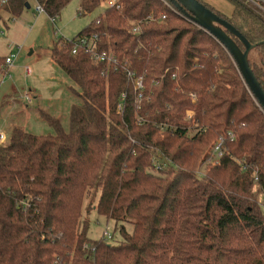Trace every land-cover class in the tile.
I'll list each match as a JSON object with an SVG mask.
<instances>
[{
  "label": "trees",
  "instance_id": "trees-1",
  "mask_svg": "<svg viewBox=\"0 0 264 264\" xmlns=\"http://www.w3.org/2000/svg\"><path fill=\"white\" fill-rule=\"evenodd\" d=\"M70 1L34 0L50 19ZM198 1L255 46L249 65L264 88V10L226 0L234 6L227 17ZM105 2L81 0L79 15ZM28 4L0 1V21ZM117 4L74 37L54 40L53 61L80 88L70 132L42 113L54 134L14 128L0 144V264H264L254 190L257 177L264 192V110L228 51L167 0ZM93 34L114 65L73 53L78 38ZM220 141L222 158L201 174ZM90 195L123 240L88 237Z\"/></svg>",
  "mask_w": 264,
  "mask_h": 264
},
{
  "label": "rangeland",
  "instance_id": "rangeland-1",
  "mask_svg": "<svg viewBox=\"0 0 264 264\" xmlns=\"http://www.w3.org/2000/svg\"><path fill=\"white\" fill-rule=\"evenodd\" d=\"M80 1L81 0H71L62 10L61 16L56 18L55 23H52L48 16L44 15V12L37 14L36 10L38 5H36L34 0H29L28 5L30 8L25 9L23 14L19 17L14 18L5 13L2 17V21H0V31L3 32V35L0 34V42L7 44L5 43V39H8L9 43L15 50L21 48L22 52H24V57L29 61L23 64V68L20 66V73L16 75V79L19 78L22 83L27 80L38 88V96L42 99V105L50 106L53 111H57L61 126L66 132H70L71 116L70 111H66V109L68 107L70 108L73 104L76 105L82 103V100L78 95V93H80V88L72 81L74 90H72V88L69 90H60L58 82L66 83L65 81H62V77H65L67 81L69 80L68 77L56 62H54V70H50L48 66L45 65V62H49V47L52 46L53 39L57 34L62 38H71L82 31L83 28L87 27L92 20L97 18L98 14L105 11L106 4L102 3L96 11L91 14H83L80 16ZM38 15H41L42 19L36 22ZM31 50L33 53L29 54ZM27 66L31 68L34 78H29L24 75L23 69ZM12 67L13 66L9 67L7 71L9 74L12 73L14 75L13 72H10ZM9 74H7L6 78L9 77ZM50 77L54 78L55 83L48 80ZM60 94L62 95V102H52L51 99L59 97ZM27 130L37 135L55 133L44 119H42L40 124H36L35 122L31 123L30 128ZM9 135L10 134H8V137H10ZM9 139L10 138L6 139V141H9ZM207 164L208 159L202 164L199 163V167L197 168L201 174L206 172ZM254 190L256 194L260 191L258 187H254ZM90 199L91 195L85 200L82 215L83 219L87 217L89 220L88 237L91 239L105 238L104 232H106L112 235V238L108 239L110 243L123 240V235L120 232L121 225L119 224L116 226L115 222L108 221L99 216L96 210L92 209L93 206L90 205ZM257 199L264 212V196L259 194L257 195ZM132 230V225L125 224V231L127 233H131Z\"/></svg>",
  "mask_w": 264,
  "mask_h": 264
},
{
  "label": "crops",
  "instance_id": "crops-1",
  "mask_svg": "<svg viewBox=\"0 0 264 264\" xmlns=\"http://www.w3.org/2000/svg\"><path fill=\"white\" fill-rule=\"evenodd\" d=\"M201 1H204L208 5L213 6L216 10L218 9L220 12H222L227 17H230L234 10V6L230 5L226 0H201ZM29 8L30 6L28 7V9ZM36 12L37 14L41 13L37 10ZM4 14L5 13L2 14V17ZM44 15H46V13ZM11 16H8V17H11ZM40 19H42V16L38 15L36 22H38V20ZM56 38L57 37L53 39L52 46ZM5 43L7 44L0 42V56L4 58H8L10 55L14 54L16 57L13 67L10 69V72H13L14 75L12 73L9 74L8 71L7 72L0 71V132L4 133L6 139H8V138H11V134H12L11 131L14 128H21L24 131L30 132L27 129L30 128L31 123L35 122L36 124H40L42 119H44V117L42 116V113H46L49 116H52L58 119H59V116H57V111L56 112L53 111L50 106L42 105V101H41L42 99L39 98L38 96L39 92L37 91L38 89L37 87L32 85V83L28 82L27 80H25V82L22 83L19 80V78L16 79V75L20 73L21 67L23 68V64L27 62L28 60L24 57V52H22L21 48L19 50H15L14 47L9 43L8 39H5ZM52 46L49 47V51H48L49 53L48 56L50 57L49 62H45V65L48 66L50 70H54L53 66L55 64L54 63L55 61H53L52 56H51ZM32 53L33 51L31 50L29 54H32ZM25 69L26 67L23 69V72L26 77L30 78L34 76L33 72L31 75H27V72ZM7 74H9V77L6 78ZM64 74L66 75L65 72ZM68 79L70 81L69 80L67 81L65 77H62V81H65L66 83L58 82L60 86V90H63V89L69 90L71 88L72 90H74L73 85H72L73 82L71 78L68 77ZM48 80H51L52 82L55 83L53 77H50ZM51 100L52 102H55V101L62 102V95L60 94L59 97L57 98L55 97L54 99H51ZM73 105H71L70 108L68 107L66 111H71V108ZM8 134H10L9 135L10 137H8Z\"/></svg>",
  "mask_w": 264,
  "mask_h": 264
},
{
  "label": "water",
  "instance_id": "water-1",
  "mask_svg": "<svg viewBox=\"0 0 264 264\" xmlns=\"http://www.w3.org/2000/svg\"><path fill=\"white\" fill-rule=\"evenodd\" d=\"M167 1L180 11L184 17L215 38L228 51L233 62L238 66L239 73L249 92L255 96L260 107L264 110V88H262L260 81L256 79L251 65H249V55L255 46L232 24L222 19L198 0ZM234 37L239 40L244 50L240 48Z\"/></svg>",
  "mask_w": 264,
  "mask_h": 264
},
{
  "label": "built area",
  "instance_id": "built-area-1",
  "mask_svg": "<svg viewBox=\"0 0 264 264\" xmlns=\"http://www.w3.org/2000/svg\"><path fill=\"white\" fill-rule=\"evenodd\" d=\"M2 4L6 3L7 0H0ZM251 1L252 3H254L255 5L259 6L261 9L264 10V0H249ZM106 6H109V7H112V6H116L117 8L119 7V5L117 4V0H106L105 2ZM37 11L39 12H43V9L38 6L37 7ZM165 20V17H160L159 18V21L160 22H163ZM52 23H55L56 21V18H53L51 19ZM140 30V27L139 26H135L133 28V32H138ZM59 32V30H58ZM1 34L3 33L2 31L0 32ZM59 34H57L56 37H58ZM100 38H99V35L97 34H93V35H90V36H83L81 38H78L77 41H76V44L73 48V53H78V52H82V53H86L88 55L91 56L92 60L94 61L95 64H103L105 63L107 67H109L110 65H114V63L117 62V57L115 54H111L109 52H107L106 50H103V49H100ZM15 55H10L7 60H6V63H5V66L7 69H9V67L13 66L14 65V62H15ZM26 72H27V75H31L32 72H31V68L30 67H26ZM129 75L131 76V79H132V82L133 84H135V87L139 90H143L144 88V83H143V79L141 77H136L135 74L133 73H129ZM188 115L190 116L191 115V112L188 113ZM7 143L6 141V137L4 135V133H1L0 132V144H5ZM222 143L223 141H220L219 143H217L213 149L211 150V153H210V158H208V164H215V163H218L219 160L222 158V153H223V150H222ZM258 178L255 177V180H254V184H255V187H258ZM260 190V188H259ZM262 195L264 196V192L263 191H259V193L257 195ZM105 234V238L106 239H110L112 238V235L104 232ZM88 246L87 245H84V248H87Z\"/></svg>",
  "mask_w": 264,
  "mask_h": 264
}]
</instances>
